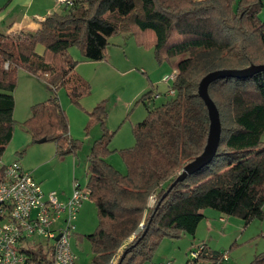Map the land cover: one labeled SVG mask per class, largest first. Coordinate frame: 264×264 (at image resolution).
Returning <instances> with one entry per match:
<instances>
[{
	"label": "trees",
	"instance_id": "trees-1",
	"mask_svg": "<svg viewBox=\"0 0 264 264\" xmlns=\"http://www.w3.org/2000/svg\"><path fill=\"white\" fill-rule=\"evenodd\" d=\"M263 7V0H75L44 18L36 32H0V158L16 129L19 67L43 78L54 91L32 106L25 130L33 142L54 141L57 154L65 155L75 153L80 144L69 135L57 90L64 87L75 104L91 92L69 53L71 47L79 46L86 60L102 61L109 38L129 32L139 46L154 48L159 61L180 58L173 83L176 95L155 108L150 105L152 91L141 97L148 115L134 127V146L122 150L127 173L106 158L113 133L105 128V101L90 112L104 126L88 155L87 188L99 220L96 230L86 235L94 252L90 264H110L134 234L117 264H144L164 238L194 236L206 208L247 224L264 219V70L210 84L222 122L217 154L163 197L207 143L210 120L198 93L200 80L211 71L264 63ZM38 44L44 45L43 54L36 51ZM152 194L156 203L150 207ZM222 254L205 245L187 264H217ZM34 256L35 264H52L43 249ZM250 264H264V252Z\"/></svg>",
	"mask_w": 264,
	"mask_h": 264
},
{
	"label": "rangeland",
	"instance_id": "rangeland-1",
	"mask_svg": "<svg viewBox=\"0 0 264 264\" xmlns=\"http://www.w3.org/2000/svg\"><path fill=\"white\" fill-rule=\"evenodd\" d=\"M44 1L50 5L55 3V0ZM58 6L63 7L62 5ZM34 11L35 9L33 8L30 12ZM42 12L46 14L44 10ZM260 17L264 21V12H260ZM106 50L107 56L105 60L89 61L85 58L83 60L80 59L83 53L79 46H73L69 49L71 56L74 60L78 61L77 67L80 65L89 74L88 78L84 77L91 85V92L80 100V104L72 102L64 87L57 90L59 100L68 118L69 135L74 141L80 144L79 149L75 153L58 155L54 141L33 142L28 147L16 149L20 141L18 137L15 142L11 140L4 153V156H9L14 150V158H19L23 167L30 171H34L36 166L40 164V171L50 175V177L52 176L53 180L47 177L50 178V183H54L55 186H62L59 189L52 188V190H56L59 193L69 186L70 167L72 173L70 179L71 187L74 177L79 180L78 182H80L82 188L88 187V155L91 153L96 141L100 139L104 132V126L101 122L92 119L90 116V112L97 104L105 101L107 110L105 128L110 133H113L109 144V149L112 151L106 155V158L121 172L127 173L128 167L122 155V150L134 146L136 142L134 127L137 123L145 120L148 115L147 108L141 101V97L148 91H152L153 95L155 93H161L160 97H156L151 101L150 105L152 108L163 104L170 98L167 95V91L172 83L163 81V77L173 73L177 69L180 58L159 61L154 48L149 49L139 46L134 35L129 32L111 36ZM115 51L118 52V57L113 56L110 59L109 54ZM77 71L81 75L83 74L80 70ZM49 85L43 78L31 74L25 68H18L15 96L18 103L17 109H19L22 121L14 117L16 120L14 135L18 130L22 132L25 130L23 123L31 116L32 106L48 100L54 93ZM138 92H140L139 95H137ZM25 111L28 115L22 119ZM53 153L67 160L64 162H43L45 158H49ZM73 169L75 170V175L73 174ZM91 201L89 198L83 202L84 204H82L76 220V234H78L71 241L72 248L77 255L76 264H90L94 257L91 242L86 235L88 232L96 230L99 220L97 207ZM89 205L92 209L84 216L82 214V207L86 211ZM224 217L228 218V221L232 220L235 223H232L233 225L229 229H225L226 236L218 232L214 236L211 246H209L212 251L227 253L229 255L228 260L220 261L217 264H250L255 255L264 252L261 247L262 240H248L247 233L244 234L246 223L244 219L226 214H224ZM228 221L219 222V227H223ZM78 235H80V239L75 238ZM133 239L134 235L119 250L111 264H117L118 258L124 251V248ZM37 240L46 244L43 239ZM167 241H174V245L171 246ZM198 241L194 236L184 234L180 238H166L163 243L161 242L162 244H159L157 250H162L164 246L176 249L177 255L176 259H173V262L175 264H187L188 261L194 259L191 256L192 247L190 246L192 242L196 243ZM157 250L154 256L155 254L157 255ZM160 258L164 262L165 260L168 262L167 257ZM152 260L153 258L150 261ZM207 264H213L212 260H209Z\"/></svg>",
	"mask_w": 264,
	"mask_h": 264
},
{
	"label": "built area",
	"instance_id": "built-area-1",
	"mask_svg": "<svg viewBox=\"0 0 264 264\" xmlns=\"http://www.w3.org/2000/svg\"><path fill=\"white\" fill-rule=\"evenodd\" d=\"M55 1L58 5L70 7L75 0ZM8 66L9 62H5V67ZM177 73L176 69L163 77V81L172 83L168 96L176 95L173 83ZM153 96L160 97L161 93ZM89 194L88 188H82L78 181H74L71 196L62 200L56 190L46 193L19 159L3 162L0 158V264H35L34 254L40 249L48 253L52 264H76L77 255L71 241L76 232L78 213ZM155 203L156 195L152 194L148 204L153 207ZM37 239H43L46 244ZM204 247L203 242L195 244L191 256L198 258ZM227 258L228 254L223 253L222 259Z\"/></svg>",
	"mask_w": 264,
	"mask_h": 264
},
{
	"label": "crops",
	"instance_id": "crops-1",
	"mask_svg": "<svg viewBox=\"0 0 264 264\" xmlns=\"http://www.w3.org/2000/svg\"><path fill=\"white\" fill-rule=\"evenodd\" d=\"M57 7L61 8V9H59V8L57 9ZM33 8L35 9V11L30 12ZM62 9H63V7L58 6L56 1L54 4L50 5L48 2L46 3L44 0H0V32L1 33H11V34L19 33L21 31L36 32L41 27V22L44 18H46L47 16H49L53 12H61ZM43 10L46 12V14H43V12H42ZM263 12H264V7L261 10V13H263ZM36 51L39 54H43L45 51L44 45H42V44L37 45ZM111 54H112V56H111ZM113 56L117 58L118 52L115 51L114 53L109 54L110 59ZM84 58H85V56L82 55V57L80 59L83 60ZM79 62H84V61H79ZM80 68H81V66L79 65L77 67V70H80L83 73L82 74L83 77L85 76L88 78L89 74L86 73V71L83 68H81L82 70ZM50 88L52 89L51 86H50ZM139 94H140V92H138L137 95H139ZM14 97H15L14 117L21 120V114L19 112V109H17L18 103H17V99L15 96V91H14ZM85 101H87V99H85ZM91 105H93V104L91 103ZM27 115L28 114L25 111V114L23 115L22 119H24V117H27ZM18 137L20 138L19 139L20 141H19V145L16 147V149H21L22 147H28L30 144L33 143L31 134L29 132H27L26 130H24L23 132L18 130L16 132V134L13 135L12 141L15 142V140ZM263 141H264V135H263ZM13 152H14V150L12 151V153L9 156H6V155L3 156V158H1L2 161L3 162L12 161L13 158L15 157ZM15 159H17V158H14V160ZM65 160H67V159L53 153L52 156H50L49 158H45L43 160V162H47V163H51L53 161L64 162ZM39 165L36 166V169L34 171H30V170H28V171H30L34 175V177L41 184L43 190L46 193L51 191L52 188H55V189L58 188L59 189L60 187H62L61 185L55 186L54 183L53 184L50 183V181L53 180L52 176L50 177V175H47V174L43 173L42 171H40L41 166H39ZM88 165H89V163H88ZM73 174L75 175L74 169H73ZM88 175H89V173H88ZM47 177H50L51 180H50V178H47ZM71 177H72V173H71V167H70L69 168V186L65 189L61 188L64 190H62V192L59 193L60 198L62 200H67L71 196V194L73 192L74 181H79L76 177H74L73 182H72V187H71V180H70ZM82 209H83L82 214H84V216H85L88 212H90L89 210H91L92 208L89 205L88 210L85 211V209L83 207H82ZM202 212L204 214V218L199 223L197 231L194 235V238H196V240H199V241L196 243L192 242L190 247H193L195 244L200 243V242H203L207 246H211L213 239H214V236H216L218 234V232L219 233L221 232V234L223 236H226V233L224 232V231H226L225 229H229L231 227V225H233L232 223H235L232 220L228 221V218L224 217V214L221 213L217 209L206 208V209L202 210ZM226 221H228V222L226 224H224L223 227L222 226L219 227V224H218L219 222H226ZM90 233L91 232H88V234H90ZM245 233H247V237H248L249 241L262 240V246L261 247H262V250L264 251V219H255V220H252L251 222H249L248 224L245 223L244 234ZM77 234L75 232V235H77ZM75 238H80V235L76 236ZM165 240H166V238L163 239L162 243ZM167 242H169V244L171 246L174 245V241H167ZM166 244H168V243H166ZM166 248H167V246L162 247V250L158 249L157 255L155 254V256L153 257V260L152 261H146L144 264H160V263L164 262V260H162L160 257H167L168 258L167 261H171L172 264H175V262H173V259H176V255H177L176 249H171V248L166 249ZM170 258H172V259H170ZM228 259H229V255H228V258L226 260H228ZM165 262H166V260H165Z\"/></svg>",
	"mask_w": 264,
	"mask_h": 264
},
{
	"label": "water",
	"instance_id": "water-1",
	"mask_svg": "<svg viewBox=\"0 0 264 264\" xmlns=\"http://www.w3.org/2000/svg\"><path fill=\"white\" fill-rule=\"evenodd\" d=\"M264 70V63L260 64H250L249 66L242 69H220L207 73L199 82L198 93L203 99L207 109L210 120L209 134L207 138V143L204 147L203 152L198 155L194 160L187 163L175 181L170 185L169 189L164 193L165 197L170 189L181 180H184L188 175H191L199 170H201L206 165L210 164L215 158L221 140L222 134V122L220 117V111L213 101L209 93L210 84L219 79L227 76L232 77H250L259 71ZM46 138L41 139L40 142H45ZM143 226V225H142ZM135 237V235H134ZM58 239V237H57Z\"/></svg>",
	"mask_w": 264,
	"mask_h": 264
}]
</instances>
